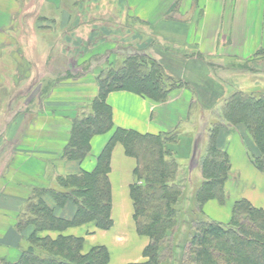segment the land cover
I'll return each instance as SVG.
<instances>
[{
	"label": "crops",
	"instance_id": "obj_1",
	"mask_svg": "<svg viewBox=\"0 0 264 264\" xmlns=\"http://www.w3.org/2000/svg\"><path fill=\"white\" fill-rule=\"evenodd\" d=\"M36 2L26 8L23 0H0V74L6 69L3 60L16 55L14 46L21 39L27 38L31 49L28 56L23 54L27 76L20 77L19 64L18 68L13 64L11 85L5 75L0 79V264L4 260L18 262L30 247L31 232L20 233L16 226L33 190L60 191L58 178L92 174L117 129L153 136L177 131L179 144L188 145L184 156L178 154L180 145L175 146L177 163L184 167L188 163L199 165L197 161L202 163L206 157L211 130L222 123L218 115L224 104L236 93L264 95V0ZM29 8L32 13L26 18L23 12ZM38 13L58 20L59 29L66 34L55 43L71 45L76 49L77 53L72 52L75 57L106 45L130 48L155 60L167 77L184 87L170 92L164 103L127 91L110 93L106 102L112 111L113 130L92 137L89 155L82 162L63 159L74 120L91 111L99 89L65 85L42 89V84H32L40 75L41 58L45 61L43 68L51 71L63 51L70 53L63 48L60 54L61 47L52 54L39 52L36 38L24 32L26 19ZM46 34L52 37L51 30ZM195 109L209 114V119L193 114ZM215 112L216 123L212 118ZM217 144L231 165L225 184L226 201L224 205L208 201L205 217L228 224L234 204L243 199L264 211V174L253 165L255 148L245 128L222 130ZM136 166V160L117 144L108 176L111 229L103 231L87 224L39 236L83 238L84 253L104 247L109 253L108 264L144 263L149 240L137 232L131 197ZM49 204L54 205L51 198ZM75 214L76 207L71 203L56 209V215L64 220L74 219Z\"/></svg>",
	"mask_w": 264,
	"mask_h": 264
},
{
	"label": "trees",
	"instance_id": "obj_2",
	"mask_svg": "<svg viewBox=\"0 0 264 264\" xmlns=\"http://www.w3.org/2000/svg\"><path fill=\"white\" fill-rule=\"evenodd\" d=\"M182 87L184 84L167 77L155 60L136 54L106 77L91 111L74 120L62 158L82 162L89 155L92 137L113 130L112 111L106 102L110 93L127 91L164 103L170 92ZM220 119L222 123L210 132L206 157L200 165L203 180L193 194L190 209L185 208L190 200L186 199V187L179 182L181 169L173 149L180 143L179 133L153 136L117 129L92 174L58 178L60 191L33 190L16 226L20 233L31 232L30 247L18 262L4 260L1 264H108L109 253L104 247L84 253L83 238L61 235L52 239L39 234L63 233L87 224L103 231L111 229L108 176L117 144L137 162L131 189L134 221L138 234L149 240L144 252L146 261L140 264H264L262 209L245 199L237 201L228 224L209 221L204 214L208 201L217 200L222 205L226 201L225 184L231 165L228 155L218 147L219 132L244 127L255 148L253 165L264 174V95L234 94L224 104ZM50 198L54 205L49 204ZM68 203L76 207L72 220L56 215V209Z\"/></svg>",
	"mask_w": 264,
	"mask_h": 264
},
{
	"label": "rangeland",
	"instance_id": "obj_3",
	"mask_svg": "<svg viewBox=\"0 0 264 264\" xmlns=\"http://www.w3.org/2000/svg\"><path fill=\"white\" fill-rule=\"evenodd\" d=\"M36 0H23L24 5H26V8L28 6H32V3H34ZM40 1V0H39ZM38 3V0L37 2ZM33 8V7H32ZM32 8H29V10H25L23 12V15L28 16V14L32 13ZM50 13V12H49ZM41 13H38L37 16L33 19H26V22L24 24V32L26 34L31 33V35L36 38V40L39 42V52H48L50 54L55 53L58 47H61L60 54L64 48V50H68L72 54V52H76V49H71V45H65L60 46L59 43L56 44L55 42H59L61 38L66 34V32H61L59 29V22L55 19H49L44 18L40 15ZM52 31V37L49 38L47 36V31ZM28 36V35H27ZM27 38L21 39L20 43H17L14 47L16 50V55L13 57L6 58L3 60V63L5 65V71L0 74V79H3V75H5L4 79H6L7 83L11 85L12 82V68L13 64L18 68L19 64V71H20V77H24L28 75L27 71V63L25 61V58L23 54H27L25 56H28V53L31 49H29V45L26 44ZM29 39V38H28ZM37 42V43H38ZM72 47H76L75 45ZM42 53V54H43ZM70 53H66L63 51L62 58L58 59L57 62L54 63V69L46 70L43 67L45 64V61L43 58L40 59V62H38L42 69L39 73L40 75L34 80V83L32 84H42L43 88L47 87L48 89L52 88L53 86L58 85H65V86H72V87H79V88H88L91 89L92 87H98L100 88V85L105 82L106 77L117 70H119L127 60L135 56L139 52H133L130 48L127 49L125 47L120 46H102L99 49L96 50H90L85 54H80L75 57V55H71ZM77 53V52H76ZM57 54V53H56ZM21 58V60H20ZM2 64V66H4ZM8 69V70H7ZM41 89V87H40ZM193 114L197 116H201L204 120V118L209 119V114H200L199 110L195 109L193 110ZM85 115V113H84ZM221 115V114H220ZM220 115H218V118H220ZM206 116V117H205ZM212 116V114H211ZM201 118V117H200ZM213 122L216 123V112L215 115L212 116ZM221 120V119H220ZM203 143V139H200L198 141V145L201 146ZM177 148L178 154L181 156H184L186 151L188 150L187 142H183ZM198 146V148H199ZM174 149V147H173ZM178 156H175V158ZM177 159V158H176ZM197 161V160H196ZM187 162V161H186ZM195 162V161H194ZM199 165H195V163L186 164L188 167L180 166V173H179V182L182 183L184 187H186L185 194L187 195L186 199L189 198L188 205L185 204V208L188 207L189 209L192 207V199L193 194L195 191L201 186L202 183V176L200 171V165L201 163H198ZM182 163V162H181ZM184 176V181L183 177ZM182 178V179H181ZM187 203V202H186ZM184 230L181 227V232Z\"/></svg>",
	"mask_w": 264,
	"mask_h": 264
}]
</instances>
